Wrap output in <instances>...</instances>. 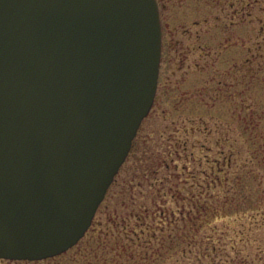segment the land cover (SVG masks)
<instances>
[{
	"label": "rangeland",
	"instance_id": "1",
	"mask_svg": "<svg viewBox=\"0 0 264 264\" xmlns=\"http://www.w3.org/2000/svg\"><path fill=\"white\" fill-rule=\"evenodd\" d=\"M157 3L153 102L89 227L57 256L0 264L264 261V214L248 213L264 210V0Z\"/></svg>",
	"mask_w": 264,
	"mask_h": 264
},
{
	"label": "water",
	"instance_id": "2",
	"mask_svg": "<svg viewBox=\"0 0 264 264\" xmlns=\"http://www.w3.org/2000/svg\"><path fill=\"white\" fill-rule=\"evenodd\" d=\"M157 0H0V258L85 233L151 108Z\"/></svg>",
	"mask_w": 264,
	"mask_h": 264
},
{
	"label": "trees",
	"instance_id": "3",
	"mask_svg": "<svg viewBox=\"0 0 264 264\" xmlns=\"http://www.w3.org/2000/svg\"><path fill=\"white\" fill-rule=\"evenodd\" d=\"M251 210H253V212H250V211L248 212V213H251V214H250L251 217H252V216H255V215H260V213L264 214V210H263V211H260L261 209H260V206H259V205L254 206V207H251ZM216 212H218V211H216ZM243 212H244V214L247 213V211H245V210H243ZM214 213H215V212H214ZM214 213H213V215H214ZM216 214H217V216H218V213H216ZM230 214H231L230 212L225 213V215H230ZM214 216H215V215H214ZM190 218H192V217H190ZM99 241H101V242L103 243L104 246H106L107 243H108L107 239H105V238H103V239L101 238V239H99ZM122 247H123V246H122ZM207 248H208V247H207ZM212 248H214V246H213ZM213 250H214V249H213ZM263 252H264V250H263ZM91 255H94V254L89 253L87 258H89V259L97 258V255H98V254H95L94 256L90 257ZM261 259H262L261 257H258V262H257L256 264H264V261H263V262L260 261ZM106 261H107L106 258H103V259H102V262H106ZM97 262H98L99 264H102L101 260H97ZM244 262H246V261H243L242 263H244Z\"/></svg>",
	"mask_w": 264,
	"mask_h": 264
}]
</instances>
